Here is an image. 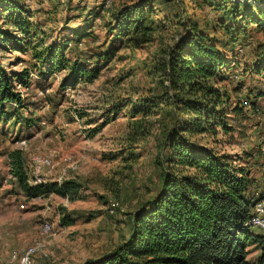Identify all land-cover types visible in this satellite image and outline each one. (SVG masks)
Listing matches in <instances>:
<instances>
[{"label": "rangeland", "instance_id": "1", "mask_svg": "<svg viewBox=\"0 0 264 264\" xmlns=\"http://www.w3.org/2000/svg\"><path fill=\"white\" fill-rule=\"evenodd\" d=\"M18 1L29 9L34 30L24 52L0 48L5 67L29 71L28 84L14 87L25 107L0 119V264H14L11 253L29 245L36 246L30 264H82L127 237L131 214L158 187L154 159L170 120L159 96L163 78L155 66L187 23L209 33V26L216 27L215 37L233 65L222 84L230 103L241 107L228 115L225 133L218 130L212 137H200L248 167L263 187L264 98H257L255 107L245 99L264 91V68L256 73L251 67L264 49V21L248 24L242 36L229 41L217 26L227 14L214 9V0H142L149 11L143 19L148 30L114 37L112 12L136 0ZM77 7H84L80 16ZM87 9H98V15L85 14ZM2 11L0 29L20 36L10 22V10L6 17ZM75 27L91 36L70 41ZM52 42H65L62 51L69 61L79 59L86 68L98 65L97 76L71 82L67 69L39 75L41 67L31 47L39 51ZM108 46L113 50L110 59H97ZM143 99L154 106L146 114L130 113L145 103ZM25 118L32 119L30 124ZM12 149L22 151L30 181L74 179L80 188L72 198H25L8 173L7 153ZM33 156L49 157L50 167L34 171ZM63 216L68 223L62 222ZM43 222L50 224L46 234ZM250 229L264 236L261 229ZM247 249L246 257L252 260L256 246Z\"/></svg>", "mask_w": 264, "mask_h": 264}, {"label": "trees", "instance_id": "2", "mask_svg": "<svg viewBox=\"0 0 264 264\" xmlns=\"http://www.w3.org/2000/svg\"><path fill=\"white\" fill-rule=\"evenodd\" d=\"M142 4V0H136L112 12L114 24L110 32L114 37L148 30L143 19L149 11ZM212 4L227 14L225 21L216 24L222 26L229 41L242 36V28L248 24L257 26L264 21V0H214ZM0 9L3 17L10 10V22L20 33L12 35L0 29V48L24 52L34 30L29 9L18 0H0ZM78 9L81 11L76 16L84 7ZM97 10L87 9L85 14L96 16ZM227 21L228 25L224 23ZM141 25L143 28L139 29ZM183 26L155 66L163 78L159 96L170 118L169 125L162 129L160 153L154 159L158 187L131 214L127 237L82 264H264V236L251 231L247 224L253 203L264 198V163L260 170L263 187H259L248 167L200 137H212L218 130L225 133L228 115L241 111L239 105L230 103L222 84L233 65L215 37L216 27L209 26V33L194 22ZM72 33L75 37L70 41L74 42L91 36L86 30L80 33L78 27ZM64 45L65 42H52L39 51L31 47V56L41 67L39 75L67 69L71 82L95 78L98 65L86 68L79 59L69 61L62 51ZM112 54L108 46L96 56L107 61ZM258 55L251 63L256 73L264 68V49ZM28 82L27 69L11 70L0 62V119L25 107L14 87L26 86ZM260 97L264 98V91L245 100L255 107V100ZM144 101L130 113L146 114L154 106L151 100ZM24 120L27 125L32 121ZM7 163L10 177L25 198L50 194L72 198L81 186L74 179L30 181L20 149L7 153ZM61 220L69 222L67 216ZM250 245L257 249L252 260L246 257Z\"/></svg>", "mask_w": 264, "mask_h": 264}, {"label": "built area", "instance_id": "3", "mask_svg": "<svg viewBox=\"0 0 264 264\" xmlns=\"http://www.w3.org/2000/svg\"><path fill=\"white\" fill-rule=\"evenodd\" d=\"M33 163V170L38 171L41 168H49L50 167V159L47 156H33L31 158ZM35 181H41L40 179ZM59 181V180H57ZM249 227H256L261 229L264 232V198L258 199L253 203L251 210V217L247 221ZM42 233L46 234L50 230V224L48 222H43ZM36 251L35 245H29L23 248L18 253H11V260L14 261V264H30L31 258Z\"/></svg>", "mask_w": 264, "mask_h": 264}]
</instances>
